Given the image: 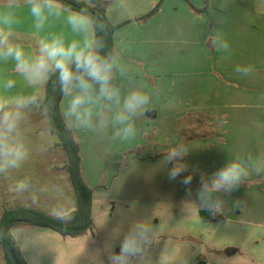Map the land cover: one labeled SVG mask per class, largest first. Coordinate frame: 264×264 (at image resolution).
I'll return each mask as SVG.
<instances>
[{
  "label": "crops",
  "instance_id": "1",
  "mask_svg": "<svg viewBox=\"0 0 264 264\" xmlns=\"http://www.w3.org/2000/svg\"><path fill=\"white\" fill-rule=\"evenodd\" d=\"M100 1L107 2L111 24L127 22L114 35V57L127 74L116 70L114 84L122 94L142 86L151 102L136 120L134 142L125 144L128 153L115 147L129 140L115 128L97 136L99 129L67 123L80 146L83 179L93 189L94 227L80 237L14 227L25 263L115 264L110 258L118 255L120 264H264V171H256L264 169V0H163L143 21L161 0ZM14 19L12 39L26 53H38L39 41L53 35L80 38L63 17H50L38 30L26 6L14 10ZM14 69L13 60L0 65L17 87L22 77ZM37 93L29 96L36 103ZM179 145L187 154L166 163ZM233 158L247 167L246 181L231 195L205 193L202 201V177L209 180ZM176 163L187 170L170 179ZM217 197L224 206L213 218L204 203Z\"/></svg>",
  "mask_w": 264,
  "mask_h": 264
},
{
  "label": "clouds",
  "instance_id": "2",
  "mask_svg": "<svg viewBox=\"0 0 264 264\" xmlns=\"http://www.w3.org/2000/svg\"><path fill=\"white\" fill-rule=\"evenodd\" d=\"M24 6L38 30L43 29L50 17H63L71 32L80 38L66 41L62 34L53 35L39 41L38 53H26L24 47L12 39V25L16 22L14 10ZM101 47L102 44L94 36L90 16L83 10L72 11L60 0H7L0 6V65L9 60L15 61V72L29 86L41 84L49 73H58L62 92L68 97L64 118L69 125L93 131L106 130L111 125L116 129V136L133 139L137 135L136 120L150 104L151 96L142 86L132 87L122 94L113 81L116 70L126 75L127 68L118 64L117 57L101 55ZM251 70L249 67L245 71ZM14 85V80L5 79L0 73V173L20 167L29 155L23 140L26 120L23 108L32 97L5 96L4 92ZM186 154L184 145H179L171 148L164 159L172 164ZM186 170L185 165L176 163L170 170L169 178L175 179ZM256 171L264 169L257 168ZM248 176L247 167L239 160H225L209 180L202 177L198 195L202 201L205 200V193L231 195ZM191 179V176L185 177L183 183L190 184ZM223 206L224 201L219 197L212 203H204L206 210L213 214L221 213ZM110 260L120 264L118 255Z\"/></svg>",
  "mask_w": 264,
  "mask_h": 264
},
{
  "label": "rangeland",
  "instance_id": "3",
  "mask_svg": "<svg viewBox=\"0 0 264 264\" xmlns=\"http://www.w3.org/2000/svg\"><path fill=\"white\" fill-rule=\"evenodd\" d=\"M18 84L17 87L5 91L4 95L36 97L34 95L36 89L37 98L44 101L46 94L44 85H41L40 89L35 86L33 90L22 78ZM41 101L36 103L30 99L23 108L26 117L23 124V140L29 152L27 159L20 167L0 173V218L5 210L23 205L65 219H69L76 210V196L66 172V155L59 144V138L51 132L47 109ZM210 126L208 125V128ZM112 127L109 125L106 130L95 131L94 134L97 136L111 134L114 130ZM203 131H209L205 125ZM133 142L134 138L115 147L128 153L125 144ZM200 158L209 165L211 160L209 155ZM105 175L106 173L104 177ZM61 213L63 215L60 216ZM4 257V249L0 244V264L5 263Z\"/></svg>",
  "mask_w": 264,
  "mask_h": 264
},
{
  "label": "trees",
  "instance_id": "4",
  "mask_svg": "<svg viewBox=\"0 0 264 264\" xmlns=\"http://www.w3.org/2000/svg\"><path fill=\"white\" fill-rule=\"evenodd\" d=\"M60 2L72 11H85L93 21L96 40L102 44L101 55L114 56V35L127 22L120 25L111 24L106 15L107 2L105 1L92 0L87 3L81 0H60ZM162 2L163 0L138 21L147 20L155 15ZM45 87L46 94L43 103L47 109L51 132L59 138V144L66 155V172L76 196V210L69 219L54 217L34 208L17 207L5 210L0 218V244L4 249L7 264H15L10 250L14 251L19 264H26L11 234V230L16 226L46 228L63 237H80L94 227L93 189L83 179L80 146L61 111V102L65 94L62 92L58 73H49Z\"/></svg>",
  "mask_w": 264,
  "mask_h": 264
},
{
  "label": "water",
  "instance_id": "5",
  "mask_svg": "<svg viewBox=\"0 0 264 264\" xmlns=\"http://www.w3.org/2000/svg\"><path fill=\"white\" fill-rule=\"evenodd\" d=\"M10 255L15 264H19L18 259L13 250H10Z\"/></svg>",
  "mask_w": 264,
  "mask_h": 264
},
{
  "label": "built area",
  "instance_id": "6",
  "mask_svg": "<svg viewBox=\"0 0 264 264\" xmlns=\"http://www.w3.org/2000/svg\"><path fill=\"white\" fill-rule=\"evenodd\" d=\"M215 216H216L215 214H212V217H213V218H215Z\"/></svg>",
  "mask_w": 264,
  "mask_h": 264
}]
</instances>
